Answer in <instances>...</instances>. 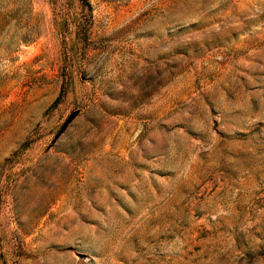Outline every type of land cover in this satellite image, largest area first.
I'll use <instances>...</instances> for the list:
<instances>
[{
    "label": "rangeland",
    "instance_id": "374dc122",
    "mask_svg": "<svg viewBox=\"0 0 264 264\" xmlns=\"http://www.w3.org/2000/svg\"><path fill=\"white\" fill-rule=\"evenodd\" d=\"M0 192V264H264V0H0Z\"/></svg>",
    "mask_w": 264,
    "mask_h": 264
},
{
    "label": "water",
    "instance_id": "95a60500",
    "mask_svg": "<svg viewBox=\"0 0 264 264\" xmlns=\"http://www.w3.org/2000/svg\"><path fill=\"white\" fill-rule=\"evenodd\" d=\"M78 115V111H74L69 118L67 119V121L64 123L63 128L61 129L60 133L61 134L70 124L71 122L75 119V117ZM1 195V192H0Z\"/></svg>",
    "mask_w": 264,
    "mask_h": 264
},
{
    "label": "trees",
    "instance_id": "16d2710c",
    "mask_svg": "<svg viewBox=\"0 0 264 264\" xmlns=\"http://www.w3.org/2000/svg\"><path fill=\"white\" fill-rule=\"evenodd\" d=\"M83 1H87V0H83Z\"/></svg>",
    "mask_w": 264,
    "mask_h": 264
}]
</instances>
